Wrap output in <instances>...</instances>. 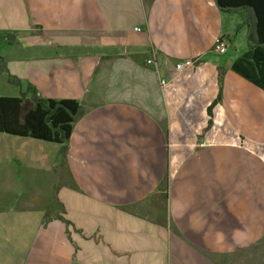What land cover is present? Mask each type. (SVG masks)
Masks as SVG:
<instances>
[{
    "label": "crops",
    "instance_id": "obj_1",
    "mask_svg": "<svg viewBox=\"0 0 264 264\" xmlns=\"http://www.w3.org/2000/svg\"><path fill=\"white\" fill-rule=\"evenodd\" d=\"M255 21L216 0H0L2 83L79 104L64 143L0 132V264H264Z\"/></svg>",
    "mask_w": 264,
    "mask_h": 264
},
{
    "label": "trees",
    "instance_id": "obj_2",
    "mask_svg": "<svg viewBox=\"0 0 264 264\" xmlns=\"http://www.w3.org/2000/svg\"><path fill=\"white\" fill-rule=\"evenodd\" d=\"M216 3L219 8L227 10L250 7L256 18L254 29L258 42H264V0H216ZM27 89L32 90L29 98L26 97ZM27 89L19 96L0 95V132L31 136L49 142H66L72 131L74 116L79 110L78 102L69 98L40 97L33 86ZM64 149L65 145L62 151Z\"/></svg>",
    "mask_w": 264,
    "mask_h": 264
},
{
    "label": "built area",
    "instance_id": "obj_3",
    "mask_svg": "<svg viewBox=\"0 0 264 264\" xmlns=\"http://www.w3.org/2000/svg\"><path fill=\"white\" fill-rule=\"evenodd\" d=\"M135 30H138V28H135ZM222 40H223L222 38H219L215 42L214 48H215V50L217 52H224L225 49H226L225 43ZM147 62H148V64H150L153 61H152V59L151 60L147 59ZM174 66H175L176 72H180V71L182 72L188 67H197L198 63H197V59L188 58V59H185V60H182V61L181 60L176 61ZM160 84L162 86H166L167 85V81L164 80V79H160Z\"/></svg>",
    "mask_w": 264,
    "mask_h": 264
},
{
    "label": "rangeland",
    "instance_id": "obj_4",
    "mask_svg": "<svg viewBox=\"0 0 264 264\" xmlns=\"http://www.w3.org/2000/svg\"><path fill=\"white\" fill-rule=\"evenodd\" d=\"M20 50H22L23 48H19ZM153 57V55H150L148 56L147 59L151 60ZM147 59H146V62H147ZM148 63V62H147ZM5 65V62L2 60V58L0 59V68H2V66ZM2 70V69H1ZM3 71V70H2ZM1 74V73H0ZM7 81H13V82H16L18 80L17 77L15 76H12V75H9L8 78H7ZM28 87V86H27ZM27 87H25V90L27 89ZM37 92V91H36ZM15 93V94H13ZM17 93H19L18 89H16L15 87H12V86H9V85H6L5 83H2V80L0 78V95L3 96V95H17ZM27 96L31 97L32 96V90L30 89H27ZM20 95V94H19ZM38 95V94H37Z\"/></svg>",
    "mask_w": 264,
    "mask_h": 264
},
{
    "label": "water",
    "instance_id": "obj_5",
    "mask_svg": "<svg viewBox=\"0 0 264 264\" xmlns=\"http://www.w3.org/2000/svg\"><path fill=\"white\" fill-rule=\"evenodd\" d=\"M264 156V155H263Z\"/></svg>",
    "mask_w": 264,
    "mask_h": 264
}]
</instances>
